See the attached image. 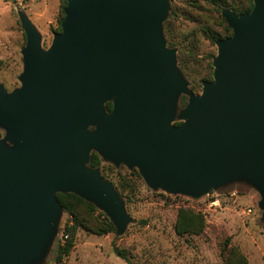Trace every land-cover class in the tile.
Listing matches in <instances>:
<instances>
[{"label": "water", "instance_id": "95a60500", "mask_svg": "<svg viewBox=\"0 0 264 264\" xmlns=\"http://www.w3.org/2000/svg\"><path fill=\"white\" fill-rule=\"evenodd\" d=\"M169 8L168 0H69L47 51L23 17L22 87L8 95L0 83V264L42 258L63 211L58 193L94 203L125 230L118 193L87 167L93 150L169 194L199 198L248 181L264 208V0L250 13L224 11L233 35L217 42L213 80L190 94L178 126L186 82L162 35Z\"/></svg>", "mask_w": 264, "mask_h": 264}, {"label": "rangeland", "instance_id": "374dc122", "mask_svg": "<svg viewBox=\"0 0 264 264\" xmlns=\"http://www.w3.org/2000/svg\"><path fill=\"white\" fill-rule=\"evenodd\" d=\"M168 1L170 8L162 24V35L167 48L175 50L176 66L186 82V92L178 97L172 121L176 125L186 108L181 105L182 98L186 97L189 103L190 94L201 95L204 84L210 81L207 79L211 67L214 73L213 62L219 49L208 34L226 32L220 22L223 12L207 1ZM240 2L247 5V0H228L229 5ZM63 12L62 0H0V83L8 95L22 87L21 77L26 69L23 17L33 25L41 48L47 51L55 35L62 31L59 27ZM93 130L94 127L90 128ZM6 134L0 127V140ZM100 157L103 164L98 170L118 193L129 222L119 233L103 209L95 205L96 209L89 215L82 210L87 217V228H78L75 246L63 258L65 264H127L115 254L116 247L126 251L134 264H264L263 199L252 183L231 182L199 198L169 194L150 187L137 168L117 166ZM247 209L252 213H245ZM180 211L200 216L202 230L180 234L177 231ZM108 222L113 223L115 231L100 234ZM74 225L72 215L62 211L42 258L30 264L57 262L64 231Z\"/></svg>", "mask_w": 264, "mask_h": 264}, {"label": "trees", "instance_id": "16d2710c", "mask_svg": "<svg viewBox=\"0 0 264 264\" xmlns=\"http://www.w3.org/2000/svg\"><path fill=\"white\" fill-rule=\"evenodd\" d=\"M210 5L214 6L219 12H223L225 10L232 11L237 15H242L246 13H250L254 7V0H247V5L240 2L238 5H229L228 0H205ZM63 9L65 10L69 0H62ZM65 18V12H63V18L61 19L60 31L62 30V22ZM225 26V34L218 32H211L208 34L210 40L213 43H217L220 40H226L233 35V30L230 28L227 20L222 17L220 21ZM212 67H211V75L207 80L212 81ZM209 81V82H210ZM188 99L183 97L181 100V105L183 108L187 107ZM113 109V104L111 102L106 104V110L110 113ZM181 123H177L176 125H180ZM103 164V159L96 152H92L90 155V159L87 163V167L91 169H101ZM105 177V174H103ZM142 176V175H141ZM57 200L65 213L72 215L74 218L75 225L67 228V232L70 234L69 239L66 241L64 246H59L57 250V262H61L64 257L68 256L75 244V237L77 234V230L79 227L87 228V217L82 214V210H86L87 214L96 209L95 204L87 201L86 199L73 194V193H58ZM203 228V219L200 216L194 215L188 211H180L177 223V231L180 234L185 233H199ZM115 231V227L113 223H106V228L100 232V234H109ZM115 254L125 260L127 264H134L131 261V258L128 256V253L124 250L116 247L114 249Z\"/></svg>", "mask_w": 264, "mask_h": 264}, {"label": "built area", "instance_id": "2783aa9c", "mask_svg": "<svg viewBox=\"0 0 264 264\" xmlns=\"http://www.w3.org/2000/svg\"><path fill=\"white\" fill-rule=\"evenodd\" d=\"M217 203H218V201L217 202H214V204H217ZM245 213L251 214L252 213V210L251 209H247L245 211ZM63 235L64 236H63V239H62V242H63L62 246H64V244L66 243V241L70 237V234L67 231H64V234ZM54 264H65V260H62L61 262H55Z\"/></svg>", "mask_w": 264, "mask_h": 264}]
</instances>
